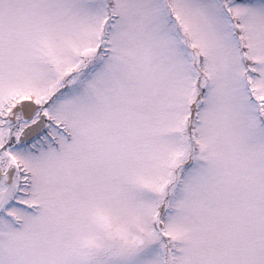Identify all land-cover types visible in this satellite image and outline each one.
<instances>
[{
	"label": "snow or ice",
	"instance_id": "6c2138e0",
	"mask_svg": "<svg viewBox=\"0 0 264 264\" xmlns=\"http://www.w3.org/2000/svg\"><path fill=\"white\" fill-rule=\"evenodd\" d=\"M0 264H264V0H0Z\"/></svg>",
	"mask_w": 264,
	"mask_h": 264
}]
</instances>
